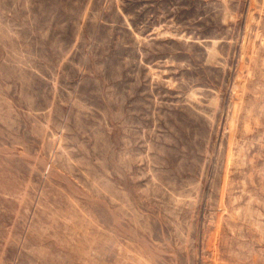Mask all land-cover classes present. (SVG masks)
<instances>
[{"label":"rangeland","instance_id":"rangeland-1","mask_svg":"<svg viewBox=\"0 0 264 264\" xmlns=\"http://www.w3.org/2000/svg\"><path fill=\"white\" fill-rule=\"evenodd\" d=\"M0 264H264V0H0Z\"/></svg>","mask_w":264,"mask_h":264}]
</instances>
